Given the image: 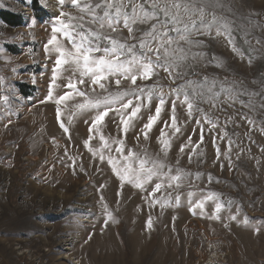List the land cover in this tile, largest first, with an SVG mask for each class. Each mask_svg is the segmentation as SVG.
<instances>
[{"label":"rangeland","instance_id":"rangeland-1","mask_svg":"<svg viewBox=\"0 0 264 264\" xmlns=\"http://www.w3.org/2000/svg\"><path fill=\"white\" fill-rule=\"evenodd\" d=\"M234 6L241 16L249 17L254 13L250 19L264 26V0H234ZM0 12L16 17L19 22L17 26H10L0 19L3 34L0 48L5 50L4 56L11 57L10 64L0 58V76L4 77L0 95L9 96L7 105L0 99V264H264V153L259 150L264 147V136L253 132L255 143L250 145L244 136L247 127L235 129L240 134L237 143L244 152L237 160L238 149L233 147L230 169L223 157L216 160L211 136L206 133L198 149L202 155L193 156L189 163L187 155L179 154L180 145L189 135L193 144L199 139V129L194 122H189L173 139L168 160L175 164L179 158L182 169L193 176L199 172L201 179L191 189L186 186L180 190L179 206L168 207L163 212L159 205L150 209L144 200L146 193L127 183L118 204L119 180L106 162L92 165L91 154L84 147L89 136V123L85 121H90L91 115L79 114L68 124L72 105L83 98L77 97L68 101L67 106H61L71 140L57 123V106L51 101L39 103L48 94L54 66L55 57L45 56L44 45L50 38L53 18L60 12L57 0H31L28 6L22 0H0ZM32 19L36 21L35 27H26ZM243 23L252 29L254 36H264V27L252 28L247 20ZM18 34L22 39H16ZM237 41L247 55V45L239 34ZM252 43L256 46L255 40ZM214 51L224 59L230 73L245 80L250 89L259 90V83L252 84V80L264 79V48L256 53L251 65L247 59L241 61L236 57L224 42L215 45ZM12 68H16L18 74H14ZM203 71L223 75L221 70L211 67ZM160 75L165 91L176 86L163 72ZM64 83L62 79L57 80L56 85L60 86H54L55 95L68 91L62 87ZM146 83L150 85L153 81ZM155 103L153 101V112ZM169 111L170 105L162 113L163 120H168ZM147 115L144 111V119L128 132L126 149L140 152L147 148L154 154L160 151L157 139L160 123L149 133V140L141 137L137 146L136 136ZM177 116L180 122L187 119L184 109L179 107ZM111 117L112 114L106 118L101 130L106 137L116 138L121 134L117 121ZM8 120L12 123L5 129ZM98 135L91 142L93 147L98 146ZM219 146L222 151L226 150V143L220 142ZM66 147L78 164L82 159L85 171L77 168L73 174L64 166V162H70L64 155ZM208 174L212 176L211 183H208ZM101 185H104L102 189ZM190 190L215 192L226 207L231 200L233 214L237 206L241 209L237 221L225 219L224 223L229 225L225 228L220 221L208 218L214 212L211 201L206 204L203 217L193 215L188 204ZM101 192L115 217L106 228L103 227ZM149 215L152 230L146 227ZM245 217L248 223L243 222ZM256 227H261L259 234L254 231ZM90 234L92 239L89 240ZM63 236L73 237L77 242L69 246L73 257L58 260L60 255L51 248ZM46 237L48 245L44 241ZM64 253L66 251L61 250V257Z\"/></svg>","mask_w":264,"mask_h":264},{"label":"snow or ice","instance_id":"snow-or-ice-1","mask_svg":"<svg viewBox=\"0 0 264 264\" xmlns=\"http://www.w3.org/2000/svg\"><path fill=\"white\" fill-rule=\"evenodd\" d=\"M22 2L25 6L31 4V0ZM57 4L60 12L53 18L50 38L44 45L45 56L55 57L54 66L48 94L39 103L51 101L57 106V123L71 140L69 127L62 119L61 106H67L68 101L77 97L83 98L72 105L68 124L79 114L91 115L90 121H85L89 123V136L84 147L91 154L92 165L106 162L119 180L118 204L127 183L146 193L144 200L150 209L159 205L163 212L168 207L179 206L180 190L186 186L191 189L201 179L199 172L193 176L182 169L179 158L175 164L168 160L173 139L189 122H194L199 129L195 144L189 135L179 147V154L187 155L189 163L193 156L202 155L198 149L204 143L206 133L211 136L216 160L223 157L230 169L233 167V147L238 149L237 160L244 152L237 143L240 134L235 129L247 127L244 136L250 145L255 143L253 132L264 136V79L252 80V84L259 83L260 87L259 90L250 89L245 80L229 72L224 59L214 51L215 45L224 42L236 57L241 61L247 59L251 65L256 53L264 48V36H254L243 21L247 20L252 28L264 26L250 19L254 13L249 17L241 16L234 0H57ZM35 25L36 21L32 19L26 27ZM238 34L247 45V55L238 44ZM16 39H22V36L18 34ZM253 40L256 46H253ZM4 52L0 48V58L10 64L11 57L4 56ZM210 67L221 70L223 75L203 71ZM11 71L18 74L16 68ZM161 72L176 86L165 91L160 83ZM61 79L65 81L62 87L68 91L55 95L54 86H60L56 82ZM150 80L153 83L149 85L146 82ZM3 81L4 77L0 76V84ZM0 99L4 105L9 102L8 95H0ZM153 101L156 102L154 112ZM168 105L169 118L163 120L162 113ZM178 107L185 111L187 119L183 122L178 120ZM144 111L148 115L136 136L137 146L141 137L148 141L149 133L160 123L162 127L157 138L160 151L155 154L147 148L140 152L126 149L127 134L144 119ZM110 114L117 121L121 134L116 138L106 137L101 130ZM11 123L8 120L5 129ZM97 134L98 146L93 147L91 142ZM52 139L55 144V138ZM220 142L226 143V150H221ZM55 146L59 147L58 144ZM247 150L250 153L251 149ZM259 150L264 153V147ZM64 155L70 161L64 162V166L73 174L77 168L85 171L82 159L78 164L69 155L67 147ZM220 167L223 169L224 165L221 163ZM211 182L212 176L208 174V183ZM103 187L101 185L100 189ZM209 201L214 212L208 218L220 221L225 228L229 227L224 223L225 219L237 221L241 209L237 206L236 214H233L231 200L227 201L226 207L215 192H188L189 210L193 215L203 217ZM100 202L105 217L103 227L106 228L115 217L104 202L102 192ZM222 212L227 215L222 216ZM243 222L248 223L246 217ZM146 227L148 230L153 228L151 215ZM254 231L259 234L261 227ZM88 239H92V234Z\"/></svg>","mask_w":264,"mask_h":264},{"label":"bare ground","instance_id":"bare-ground-1","mask_svg":"<svg viewBox=\"0 0 264 264\" xmlns=\"http://www.w3.org/2000/svg\"><path fill=\"white\" fill-rule=\"evenodd\" d=\"M46 4V3H45ZM51 7H49V9H50ZM48 12V11H47ZM76 239H77V237H75ZM49 238L48 237H46V238H44V241L45 242H47V245L49 244L48 243V240ZM76 242H77V240H75L73 237H69V236H63V237H61L60 239H59V242L56 244V246L54 247V248H51V249H54L56 252V254L57 255H60L59 256V258H58V260H65V259H67V258H69V257H73V249H71V248H69V246H72V245H74L75 246V244H76ZM38 244V243H37ZM67 246V247H66ZM65 248V249H64ZM53 250V251H54ZM61 250L62 251H66V253H64V255L66 256H62L61 257ZM19 253H20V251H19ZM18 253V254H19ZM49 253H51V252H49ZM54 253V252H53ZM25 254H26V252H25ZM31 254V253H30ZM26 257H27V255H26ZM30 258V257H29ZM28 258V259H29ZM74 260H75V258H74ZM52 261V260H51ZM37 264H38V262H37ZM75 264H77V263H75Z\"/></svg>","mask_w":264,"mask_h":264},{"label":"trees","instance_id":"trees-1","mask_svg":"<svg viewBox=\"0 0 264 264\" xmlns=\"http://www.w3.org/2000/svg\"><path fill=\"white\" fill-rule=\"evenodd\" d=\"M34 1H36V0H34ZM0 19L10 26H17L19 24L16 17H13V16L6 14V13L0 12Z\"/></svg>","mask_w":264,"mask_h":264}]
</instances>
